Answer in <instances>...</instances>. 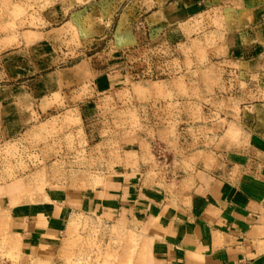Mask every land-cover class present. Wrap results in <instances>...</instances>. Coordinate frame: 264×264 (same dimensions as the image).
<instances>
[{
    "label": "crops",
    "instance_id": "obj_1",
    "mask_svg": "<svg viewBox=\"0 0 264 264\" xmlns=\"http://www.w3.org/2000/svg\"><path fill=\"white\" fill-rule=\"evenodd\" d=\"M56 36L75 39L46 77L66 116L105 98L158 118L170 103L171 125L120 135L98 183L0 184V264H68L81 215L122 224L132 264H264V0H0V54Z\"/></svg>",
    "mask_w": 264,
    "mask_h": 264
},
{
    "label": "rangeland",
    "instance_id": "obj_2",
    "mask_svg": "<svg viewBox=\"0 0 264 264\" xmlns=\"http://www.w3.org/2000/svg\"><path fill=\"white\" fill-rule=\"evenodd\" d=\"M39 24L35 22L36 26ZM51 43L44 46L41 41L29 51L22 48L19 52L9 50L0 54V184L12 180L18 189L29 184L30 195L51 184L85 187L89 183L80 181L84 178L93 177L94 183H98L103 166L94 164H106L113 153L118 154L112 152V146L120 135L144 129L145 124L151 127L154 121L170 126L173 111L170 103H162L157 107H161L166 116L156 118L152 114L155 107L151 105L147 107L149 110H144L147 117H143L139 102L112 103L104 98L95 103L82 102V107L78 106L66 116L63 112L70 103L64 99L65 91L49 94L48 89L56 85L46 77L70 59L67 52L75 39L60 41L56 36ZM170 56L162 55L166 61ZM50 66L52 69H48ZM28 79L31 83L26 86ZM85 91L91 93L89 87ZM27 93L34 95L33 102H26ZM127 94L129 92L120 91L119 98ZM130 94L139 95V91L132 88ZM76 104L71 103V107ZM46 105L54 110L46 113ZM27 106L29 112H26ZM78 110L82 112L79 114ZM160 138L165 139L161 135ZM159 146L160 152L155 151V154L162 162H157L153 152L152 159L156 161L155 170L165 174L172 170L171 151L161 143ZM76 222L77 249L68 264H132L134 252L123 258L124 240L131 237L122 224L100 217L93 220L84 215ZM131 239L133 242L135 237ZM1 241L3 245L8 243L6 237Z\"/></svg>",
    "mask_w": 264,
    "mask_h": 264
},
{
    "label": "built area",
    "instance_id": "obj_3",
    "mask_svg": "<svg viewBox=\"0 0 264 264\" xmlns=\"http://www.w3.org/2000/svg\"><path fill=\"white\" fill-rule=\"evenodd\" d=\"M154 150L159 153L160 152V146L158 144H154Z\"/></svg>",
    "mask_w": 264,
    "mask_h": 264
}]
</instances>
